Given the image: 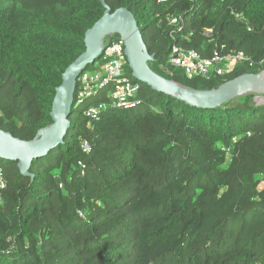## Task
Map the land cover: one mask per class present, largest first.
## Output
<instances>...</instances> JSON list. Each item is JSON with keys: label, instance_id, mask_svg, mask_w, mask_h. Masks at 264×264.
Segmentation results:
<instances>
[{"label": "trees", "instance_id": "trees-1", "mask_svg": "<svg viewBox=\"0 0 264 264\" xmlns=\"http://www.w3.org/2000/svg\"><path fill=\"white\" fill-rule=\"evenodd\" d=\"M103 1L134 14L150 67L187 87L264 69V0H0L3 130L31 140L52 123L56 88ZM174 44L204 56L225 44L254 63L189 78L168 62ZM140 84L141 106L99 119L77 114L75 96L64 142L33 160V177L0 158V264H264V102L249 93L191 106Z\"/></svg>", "mask_w": 264, "mask_h": 264}, {"label": "water", "instance_id": "water-1", "mask_svg": "<svg viewBox=\"0 0 264 264\" xmlns=\"http://www.w3.org/2000/svg\"><path fill=\"white\" fill-rule=\"evenodd\" d=\"M103 4V16L85 33V51L65 69L62 83L56 88L50 113L52 123L41 128L31 140H22L0 127V158L16 160L24 176L33 177L30 172L33 160L47 155L64 142L71 126L77 79L100 58L107 38L114 34L120 35L125 41V54L134 81L147 84L155 91L191 106L206 108L219 106L227 100L249 93L256 94L257 99H264V69L257 73L241 74L207 90L187 87L157 73L149 65L154 55L147 49L134 14L125 7L111 11L109 5L104 1Z\"/></svg>", "mask_w": 264, "mask_h": 264}, {"label": "built area", "instance_id": "built-area-1", "mask_svg": "<svg viewBox=\"0 0 264 264\" xmlns=\"http://www.w3.org/2000/svg\"><path fill=\"white\" fill-rule=\"evenodd\" d=\"M156 1L167 3L170 0ZM168 19L170 24H179L178 17L170 16ZM211 34L212 30H207V36L211 37ZM168 62L171 66L182 69L189 78L202 77L208 80L227 76L235 72L243 63L249 65L254 63L244 51L227 50L225 44L213 49L207 56L195 49L174 44L170 50ZM128 65L124 39L120 36L113 41H108L100 58L93 64V68L85 70L77 79L76 104L86 109V115L99 119L101 113L108 107L133 109L143 104L141 84L134 81L128 73ZM107 87H111L112 93L98 101L100 91ZM105 98H109L110 102H102ZM236 141L234 139L233 143ZM82 146L87 152L92 149L87 140L83 141ZM223 149L229 152V148L223 147ZM79 164L85 167L83 162L80 161ZM6 187L7 180L3 166L0 165V190L3 191ZM260 187L264 188V179ZM2 203L3 195L0 193V204Z\"/></svg>", "mask_w": 264, "mask_h": 264}, {"label": "rangeland", "instance_id": "rangeland-1", "mask_svg": "<svg viewBox=\"0 0 264 264\" xmlns=\"http://www.w3.org/2000/svg\"><path fill=\"white\" fill-rule=\"evenodd\" d=\"M90 66H93V64H91ZM92 68H93V67H92ZM111 93H112V89H111V87H107V88L101 90L100 93H99L100 96L97 97L98 101H99V99H102V98H104V97H108ZM148 98H149L148 95H146L145 97H142L143 101L148 100ZM262 99H263V98H262ZM258 101H259V103H260V102H264V99H263V100H259V99H258ZM84 106H85V105H84ZM82 107H83V106H76L75 110H76V113H77V114H78V112L81 110ZM85 107H86V106H85ZM0 165H2V161H1V160H0Z\"/></svg>", "mask_w": 264, "mask_h": 264}]
</instances>
